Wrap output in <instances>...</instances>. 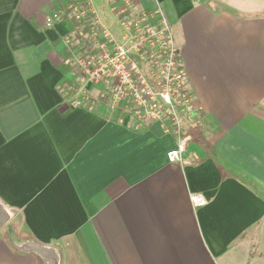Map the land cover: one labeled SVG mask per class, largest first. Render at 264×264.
Wrapping results in <instances>:
<instances>
[{
  "label": "crops",
  "instance_id": "0c3cea01",
  "mask_svg": "<svg viewBox=\"0 0 264 264\" xmlns=\"http://www.w3.org/2000/svg\"><path fill=\"white\" fill-rule=\"evenodd\" d=\"M84 1L0 0V264H264V0H129L179 49L182 164L160 124L79 84L65 13Z\"/></svg>",
  "mask_w": 264,
  "mask_h": 264
},
{
  "label": "built area",
  "instance_id": "2783aa9c",
  "mask_svg": "<svg viewBox=\"0 0 264 264\" xmlns=\"http://www.w3.org/2000/svg\"><path fill=\"white\" fill-rule=\"evenodd\" d=\"M97 2L115 19L117 28L104 23ZM65 14L75 23L72 61L81 82L105 91L111 108L123 104L136 116L160 124L164 134L175 139L168 161L182 164L191 139L184 124L197 110L185 87L178 46L164 19L133 12L129 0L73 2ZM59 19L60 14H54L46 25ZM190 202L195 209L207 204L202 195H192Z\"/></svg>",
  "mask_w": 264,
  "mask_h": 264
},
{
  "label": "rangeland",
  "instance_id": "374dc122",
  "mask_svg": "<svg viewBox=\"0 0 264 264\" xmlns=\"http://www.w3.org/2000/svg\"><path fill=\"white\" fill-rule=\"evenodd\" d=\"M91 23V22H90ZM87 31H89V29H87ZM78 82H79V84H82V82H81V80L80 79H78ZM83 85V84H82ZM117 109V108H116ZM124 110H122V112H123ZM130 114L132 115V118H133V120H135V121H137V122H147L143 117H140V116H136L134 113H133V111L131 112L130 111ZM196 114H197V111H196ZM196 114H195V116H196ZM195 116H193L192 118H191V120L189 121V122H186L185 124H184V131H186L188 134H189V136H191V131H192V129H194V128H198L199 126L197 125V121H198V117H195ZM2 219H3V217L2 216H0V221L2 222ZM1 226H2V224L0 225V228H1ZM12 227V228H11ZM9 228H11L12 230H13V226H10Z\"/></svg>",
  "mask_w": 264,
  "mask_h": 264
},
{
  "label": "water",
  "instance_id": "95a60500",
  "mask_svg": "<svg viewBox=\"0 0 264 264\" xmlns=\"http://www.w3.org/2000/svg\"><path fill=\"white\" fill-rule=\"evenodd\" d=\"M53 264H57V262L54 260V261H53Z\"/></svg>",
  "mask_w": 264,
  "mask_h": 264
}]
</instances>
